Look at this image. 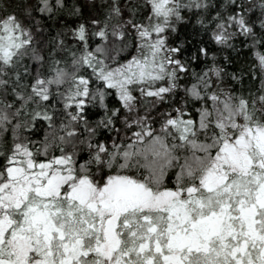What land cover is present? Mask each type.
Returning <instances> with one entry per match:
<instances>
[{
  "label": "snow or ice",
  "instance_id": "obj_1",
  "mask_svg": "<svg viewBox=\"0 0 264 264\" xmlns=\"http://www.w3.org/2000/svg\"><path fill=\"white\" fill-rule=\"evenodd\" d=\"M0 264H264V0H0Z\"/></svg>",
  "mask_w": 264,
  "mask_h": 264
}]
</instances>
